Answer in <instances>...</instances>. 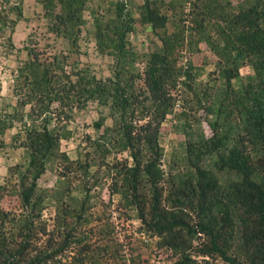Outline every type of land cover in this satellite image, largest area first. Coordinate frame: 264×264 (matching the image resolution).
I'll use <instances>...</instances> for the list:
<instances>
[{
  "label": "trees",
  "instance_id": "16d2710c",
  "mask_svg": "<svg viewBox=\"0 0 264 264\" xmlns=\"http://www.w3.org/2000/svg\"><path fill=\"white\" fill-rule=\"evenodd\" d=\"M39 2L48 30L76 46L88 0ZM189 14L191 30L215 56L221 85L202 95L192 91L189 107L182 97L178 111H173L176 93L180 86L192 90L193 67L177 63L184 35L167 30V16L156 0H142L139 7V22L150 26L160 42L146 53L140 70L134 68L137 54L127 40L136 24L128 0H115L111 15L93 19L96 45L114 60L109 76L96 77L76 61L65 71L63 56L46 63L29 52L18 69L25 87L18 97L21 109L0 113V146L4 131L17 122L20 127L11 138L26 153V164L8 167L0 183V197L14 193L18 202L17 210L0 206V264H110L119 254L116 246L92 239L110 230L90 224L87 174L92 156L90 163L71 160L59 148L69 136L64 120L89 101L106 110L92 121L95 131L101 129L89 141L92 152L108 156L124 151L129 158L105 163L109 194L134 212L141 233L156 237V246L168 251L162 264H264V0H241L229 8L200 0ZM241 65L251 70L244 78ZM194 105L212 116L209 135L199 119L189 117ZM167 115L183 136L186 168L169 188L162 185L158 144ZM105 117L110 125H104ZM49 163L60 176L80 174L82 192L64 202L56 190L50 223L42 216L44 194L37 187Z\"/></svg>",
  "mask_w": 264,
  "mask_h": 264
},
{
  "label": "rangeland",
  "instance_id": "374dc122",
  "mask_svg": "<svg viewBox=\"0 0 264 264\" xmlns=\"http://www.w3.org/2000/svg\"><path fill=\"white\" fill-rule=\"evenodd\" d=\"M215 1L229 8L241 0ZM114 2L115 0H88L82 11L84 23L80 26L76 46L70 47L66 39L56 37L48 30L45 9L39 0H0V113H12L13 110L21 109L18 108V97L25 91V87L18 69L24 61L29 60L31 54H35L38 61L46 63L53 57L60 59L63 56L65 71L73 61H76L77 67H87L96 77L109 76L114 60L96 45L93 19L96 14L101 15L103 19L111 15ZM141 2L142 0H128V7L136 20L133 32L127 35L128 43L137 54L134 57L135 70L142 68L146 53L160 47L156 32L138 20ZM156 2L159 4L160 13L167 16V30H181L184 35V45L177 52V63L183 65L190 62L193 67L192 79L189 82L192 90L180 86V92L176 93L177 99L173 111H178L182 97L185 99L183 103L189 107L192 104L190 99L193 92L202 95V91L212 87L217 88L221 85V78L215 67V56L206 44L199 40V34L191 30L193 25L189 12L193 3L199 5L200 0H156ZM209 33L212 34V31ZM189 36L190 40L187 42ZM250 72L246 65H241L239 68L242 78ZM140 86L141 83L137 80L136 89ZM27 110L28 105H25L22 111ZM99 111L106 114V110L94 101L87 102L83 108H74L70 118L64 120L69 136L61 139L59 145L60 150L71 160H86L90 163L89 156H92L87 174V185L91 186L88 193L89 211L93 217L90 224L93 228L104 226L105 229H110L105 237L94 236L92 239H99L102 244L109 245L110 248L116 246L119 254L108 260L110 264H162L168 260V251L156 246V237H148L141 233L140 222L134 212L118 203L116 195L109 194V168L105 163L110 164L114 160L122 159L129 161V158L124 151L118 154L110 153L108 156H100L92 152L89 141L101 132V129L97 132L92 127V121L98 117ZM188 113L191 115L189 116L191 120L199 119L202 131L205 135H209L207 122L212 116L195 105L191 106ZM111 123V119L105 117L104 125ZM19 127V123L13 122V126L6 129L1 137L4 144L0 146V183H3L8 167L14 164H26L25 150L17 146V142L11 138ZM158 144L162 147L161 167L164 179L162 185H166V188L174 187L175 178L186 168L182 163L183 136L176 129L172 115H167L160 125ZM58 171L59 168L54 163H49L37 179L38 191L44 194L45 208L42 216L48 223L53 215L55 203L53 196L56 190L58 194H62L61 200L64 202L69 198L77 199L82 196L79 180L81 175L73 172L60 176ZM0 206L7 210H17L16 195L14 193L2 195ZM193 245H195L194 241ZM212 263L220 264L219 260H214Z\"/></svg>",
  "mask_w": 264,
  "mask_h": 264
}]
</instances>
